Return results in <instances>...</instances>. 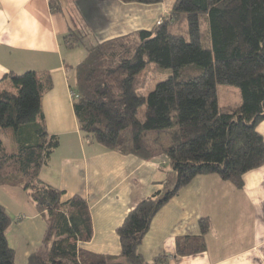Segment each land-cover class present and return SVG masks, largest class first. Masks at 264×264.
I'll list each match as a JSON object with an SVG mask.
<instances>
[{
    "label": "trees",
    "instance_id": "16d2710c",
    "mask_svg": "<svg viewBox=\"0 0 264 264\" xmlns=\"http://www.w3.org/2000/svg\"><path fill=\"white\" fill-rule=\"evenodd\" d=\"M51 1L54 11H62L59 0ZM174 1L153 29L94 46L76 69L74 112L90 142L143 156L145 135L170 131L163 156L173 178L126 216L117 230L119 256L83 250L94 234L88 201L79 195L64 201L65 191L40 179L60 143L48 133L42 109L53 88L50 74H12L11 87L0 90V134L11 144L10 150L0 140V187L23 190L46 222L41 248L27 264H169L170 256L146 262L139 253L156 214L199 176L217 175L241 189L244 175L264 166V138L257 131L264 121V0ZM74 39L66 38L70 46ZM150 64L171 74L146 95L148 78L140 76ZM221 85L237 88L240 102L220 108ZM11 226L0 204V264H16L7 238ZM199 226L201 236L177 240L179 256L206 251L211 222L201 219Z\"/></svg>",
    "mask_w": 264,
    "mask_h": 264
},
{
    "label": "crops",
    "instance_id": "0c3cea01",
    "mask_svg": "<svg viewBox=\"0 0 264 264\" xmlns=\"http://www.w3.org/2000/svg\"><path fill=\"white\" fill-rule=\"evenodd\" d=\"M59 1L62 11L57 12L51 0H0V90L11 87L12 74H50L53 88L44 96L42 109L48 133L58 137L60 143L41 169L40 179L65 191L64 201L75 195L88 201L94 234L90 242L80 245L83 250L119 256L117 230L126 216L139 202L163 192V184L173 178L163 156L170 145V131L145 135L148 153L143 156L106 149L83 135L74 112L73 91L77 66L88 50L82 53L66 40L72 35V18L63 7L69 0ZM72 1L67 7L80 14L96 45L153 29L175 4L174 0L157 5ZM257 131L264 138V121ZM243 182L239 189L217 175L192 180L152 220L139 248L144 260L151 262L167 255L169 264H264V166L245 174ZM0 189L10 200V213L16 222L7 232L8 241L12 235L23 242L21 250L14 248L16 264H27L29 256L41 248L46 222L23 190ZM0 204L8 213V206ZM201 219L211 222L204 237L206 251L179 256L177 240L201 236Z\"/></svg>",
    "mask_w": 264,
    "mask_h": 264
},
{
    "label": "rangeland",
    "instance_id": "374dc122",
    "mask_svg": "<svg viewBox=\"0 0 264 264\" xmlns=\"http://www.w3.org/2000/svg\"><path fill=\"white\" fill-rule=\"evenodd\" d=\"M72 2H73L72 0H69V3L64 1L63 7L66 9L68 14L70 13V17L72 18V20L70 19L72 22L71 23V25H72L71 26L72 27L71 33L74 34V38H76V39H74V41H76V47L78 49H80V51H82V53H84L85 50H89V49L93 48L94 46H96V43H95V39H93L90 35H88L89 32L85 30V28L83 26V21L81 20V17H80V14L78 12H77V15L72 13L71 9L67 7V4H71ZM159 20H161V18ZM157 22H156V24H157ZM201 24H202V29L204 31V28L207 25L206 18H204V17L201 18ZM185 25H186V21H185L183 27H185ZM183 27H182V29H183ZM169 74H171L170 70L158 69L154 64L148 65L147 68L145 69V71L143 72L142 76H140L141 79H143L145 77L148 78L147 85L149 86V89L145 90L144 94L147 95L148 92L153 90L158 83L165 81L168 78ZM217 93H218V104H219L220 108H222L223 106H226V105L237 104L240 102V92L235 87L221 85V86H218ZM143 115H144V108L140 109V111H139V114H138L139 120L143 119ZM159 134L160 133L155 132V133H152L151 135H159ZM0 140H2L4 142V144L7 146V148H9V149L11 148V144L9 142H7V140H4L2 138L1 134H0ZM1 191L2 190L0 189V202L4 203L6 206H8V208H9L8 213L12 219V223L15 226L16 222L13 221V215H11V213H10V211H11V208L9 207L11 205L10 200L5 198V195H2ZM9 238H10L11 247L12 248L16 247V248H18V250H21L20 248L23 246V244H22L23 242H21V240H20V242L17 241L16 238L13 237L12 235L9 236ZM36 238H37V235H34L33 240H35Z\"/></svg>",
    "mask_w": 264,
    "mask_h": 264
},
{
    "label": "built area",
    "instance_id": "2783aa9c",
    "mask_svg": "<svg viewBox=\"0 0 264 264\" xmlns=\"http://www.w3.org/2000/svg\"><path fill=\"white\" fill-rule=\"evenodd\" d=\"M161 20H159L158 22H157V24H160L161 22H160ZM164 164H165V162H164Z\"/></svg>",
    "mask_w": 264,
    "mask_h": 264
}]
</instances>
